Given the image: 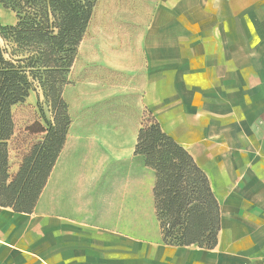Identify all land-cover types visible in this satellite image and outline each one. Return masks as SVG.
Instances as JSON below:
<instances>
[{"label": "crops", "instance_id": "crops-1", "mask_svg": "<svg viewBox=\"0 0 264 264\" xmlns=\"http://www.w3.org/2000/svg\"><path fill=\"white\" fill-rule=\"evenodd\" d=\"M16 22L0 7V26ZM69 79L33 212L0 206V264H264V0H98ZM149 117L209 179L214 249L164 242L156 172L135 154Z\"/></svg>", "mask_w": 264, "mask_h": 264}, {"label": "trees", "instance_id": "trees-1", "mask_svg": "<svg viewBox=\"0 0 264 264\" xmlns=\"http://www.w3.org/2000/svg\"><path fill=\"white\" fill-rule=\"evenodd\" d=\"M98 0H0L15 13V25L0 26V206L31 213L64 146L71 124L65 86ZM43 90L52 119L25 128L43 135L22 152L11 174L10 147L16 131L13 108L26 104L35 84ZM156 172L154 189L163 239L172 246L214 249L221 209L205 172L158 121L149 117L135 150Z\"/></svg>", "mask_w": 264, "mask_h": 264}, {"label": "rangeland", "instance_id": "rangeland-1", "mask_svg": "<svg viewBox=\"0 0 264 264\" xmlns=\"http://www.w3.org/2000/svg\"><path fill=\"white\" fill-rule=\"evenodd\" d=\"M1 7V6H0ZM0 45L4 46V41L0 38ZM35 91L39 96V101L34 104H25L18 108L17 112L15 113V119L17 121V115L21 117L23 122L18 124V127L21 128V132L17 134V136L13 140V144L15 147V158H22V152L26 150L32 143L36 142L39 138L43 137V135H30L29 133H25L23 128L27 127L35 120L41 118V110L44 111L45 116L51 120L52 115L49 106L46 103V99L43 94V90L39 84H35ZM33 92V91H32ZM21 125V126H20Z\"/></svg>", "mask_w": 264, "mask_h": 264}]
</instances>
